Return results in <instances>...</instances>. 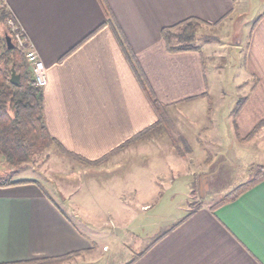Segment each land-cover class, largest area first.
<instances>
[{
	"label": "crops",
	"instance_id": "obj_1",
	"mask_svg": "<svg viewBox=\"0 0 264 264\" xmlns=\"http://www.w3.org/2000/svg\"><path fill=\"white\" fill-rule=\"evenodd\" d=\"M1 1L44 64L42 111L49 135L89 163L77 162L93 168L109 161L106 155L133 137L115 153L138 151L141 133L158 122L130 56L163 105L206 98L202 57L196 52L168 53L160 31L189 17L215 26L248 2ZM244 67L254 83L234 117L235 136L240 137L264 121V10L250 30ZM261 132L240 147L261 140ZM15 180L36 183L0 187V264L52 262L90 251V226L84 229L76 218L83 216L90 225V211L71 192H49L35 179ZM157 197L151 191L134 220L152 216ZM153 243L131 264H264V179L214 210L200 208Z\"/></svg>",
	"mask_w": 264,
	"mask_h": 264
},
{
	"label": "rangeland",
	"instance_id": "obj_2",
	"mask_svg": "<svg viewBox=\"0 0 264 264\" xmlns=\"http://www.w3.org/2000/svg\"><path fill=\"white\" fill-rule=\"evenodd\" d=\"M247 1L220 24L197 34L211 103L204 97L169 107L168 120L159 131L144 136L138 151L115 153L97 168L51 147L13 176L35 179L49 192L69 191L90 211V225L76 216L84 229L90 226V251L37 264H125L195 204L213 205L264 166V137L241 148L234 132L237 108L254 83L244 67L249 33L264 10V0ZM5 31L0 24V49ZM261 131L264 135V126ZM8 168L0 159V175ZM155 190L152 216L134 220Z\"/></svg>",
	"mask_w": 264,
	"mask_h": 264
},
{
	"label": "trees",
	"instance_id": "obj_3",
	"mask_svg": "<svg viewBox=\"0 0 264 264\" xmlns=\"http://www.w3.org/2000/svg\"><path fill=\"white\" fill-rule=\"evenodd\" d=\"M9 20L17 25L12 13L0 0V24L6 26L5 34L8 35L13 42V36L7 24ZM209 26L213 25L200 19L189 17L171 26L162 28L160 31V38L168 53L178 54L196 52L203 60L201 46L197 44V40L199 41L197 34L203 27ZM117 38L120 41L121 47L128 53V48L125 46L123 38L119 34H117ZM1 40L3 46L0 49V159L2 160V163L9 168L5 175H0V187H7L19 183H36V181L33 180L16 181L13 179V176L23 169L26 164L31 162L34 157L41 155L51 147L58 148L63 154L76 158L81 163H89L81 157L67 152L49 135L42 111V88L38 87L35 83L31 65L27 62L23 51L18 50L15 45L12 49H7L4 34ZM130 62L134 67V71L143 86L144 92L146 93L151 106L158 114V122L153 127L146 129L141 133L143 136L148 134L151 135L155 131L161 129V123L163 120H168L167 113L171 106L163 105L156 99L134 57L130 56ZM202 62L203 70L205 71L204 60ZM12 67L15 73L19 75L20 81L18 85L10 83L9 78ZM204 95L207 96L208 103H211L210 95H208V93ZM243 102L244 100L241 104ZM211 107L210 104L208 107L209 111L211 110ZM239 108L240 106L237 110ZM263 126L264 121H260L246 137H240L236 134V138L241 143H246L252 140ZM234 129L236 131V127ZM134 139L135 137L126 141L106 156L110 157L114 155L115 152L124 149ZM206 155L209 157L210 153L206 152ZM263 179L264 166H258L252 173L251 179L235 187L232 192L226 195V197L221 198L209 207L211 210H214L217 207L236 199ZM202 207L204 206L199 203L195 204V207L192 208L191 212L181 220L173 223L169 229H166L153 242L156 243L157 240L166 236L171 229ZM145 250L137 253L135 257L138 258L145 252ZM132 261H134V258L127 264H131Z\"/></svg>",
	"mask_w": 264,
	"mask_h": 264
},
{
	"label": "built area",
	"instance_id": "obj_4",
	"mask_svg": "<svg viewBox=\"0 0 264 264\" xmlns=\"http://www.w3.org/2000/svg\"><path fill=\"white\" fill-rule=\"evenodd\" d=\"M7 24L13 36V44L18 50L23 51L27 62L31 65L36 85L41 88L44 87L47 83V78L43 62L29 44L23 31L11 20Z\"/></svg>",
	"mask_w": 264,
	"mask_h": 264
},
{
	"label": "water",
	"instance_id": "obj_5",
	"mask_svg": "<svg viewBox=\"0 0 264 264\" xmlns=\"http://www.w3.org/2000/svg\"><path fill=\"white\" fill-rule=\"evenodd\" d=\"M5 43H6L7 49H12L14 47V44L8 35H5ZM9 80H10V83L13 85H18L20 81L19 75L15 73L13 67L11 68V74H10Z\"/></svg>",
	"mask_w": 264,
	"mask_h": 264
}]
</instances>
